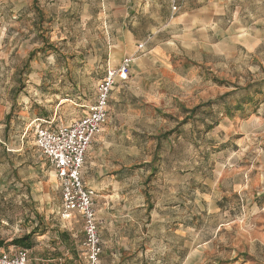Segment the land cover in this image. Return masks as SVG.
<instances>
[{"label": "rangeland", "instance_id": "rangeland-1", "mask_svg": "<svg viewBox=\"0 0 264 264\" xmlns=\"http://www.w3.org/2000/svg\"><path fill=\"white\" fill-rule=\"evenodd\" d=\"M224 1L232 22L255 31L261 41L256 46V41L249 44L247 40L236 52L232 50V61L224 67L230 70L224 81L244 87L253 75H264V0ZM118 2L121 0H0V141L5 142L0 143V160L4 161L3 152L8 153L10 165L17 166L9 174L2 172L1 242L11 243L12 237L32 229L83 237L79 219L66 221L58 213L57 179L34 143L33 132L40 119L67 125L80 117L100 78L109 67L121 63L117 47L109 40V9ZM129 74L127 80L114 85L128 81ZM202 85L173 89L174 96L165 97L160 106L167 111L162 113L175 115L179 122L184 116L178 112L180 105L189 109L207 98L216 99L228 88L224 84L226 87L212 91ZM113 93L117 89L111 91L108 102L112 119L132 107L135 98L134 91L117 99L111 98ZM242 94L234 91L230 115L218 117L215 113L217 121L224 119L211 128L203 125L205 115L201 113L203 116L186 121L168 141L155 147L135 145L140 149L137 157L146 162L122 179L119 199L126 206L143 202L141 213H134L137 224L132 232L149 237V250L129 264H264V211L254 204L259 197L256 193L264 188V167L258 168L264 135L255 132L251 121L258 96L243 100L239 108L235 101L244 99ZM99 134L103 135L102 129ZM18 142H22L21 150ZM236 151L241 159H230ZM154 154L157 160L152 166ZM153 167L156 170L151 175ZM102 199L104 196L95 194L96 211ZM122 202L116 213L136 210L122 208ZM113 224L115 231L127 233L125 221L116 219ZM100 234L110 237L105 228ZM74 259L83 264L81 258Z\"/></svg>", "mask_w": 264, "mask_h": 264}, {"label": "crops", "instance_id": "crops-1", "mask_svg": "<svg viewBox=\"0 0 264 264\" xmlns=\"http://www.w3.org/2000/svg\"><path fill=\"white\" fill-rule=\"evenodd\" d=\"M173 6H176L175 10H172ZM109 10L111 32L109 40L117 47L118 62L124 57L131 58L130 78L125 83L112 87V90L117 89V93L111 94V98L117 99L121 94L130 95V91L135 92V98L132 107L127 108L126 112L123 110L117 112L114 119L111 117L112 109H109L110 117L107 116L101 127L103 135L99 134L100 129L87 150L82 177L84 184L93 189L95 194L104 196L100 211L95 210L102 243L101 264H129L130 259L133 261L137 256L142 257L149 250L146 247L149 237H137L135 236L137 233L132 232L134 225L137 224L134 213L136 211L141 213L143 202L139 201L137 204L128 202L126 206V202L119 199V194L123 192L120 189L122 179L134 174L141 169L142 163L146 162L141 156L137 157L140 149L135 145L138 143L140 147L143 143H149L155 147L163 141H168L169 136L186 121L198 116L205 115L203 125L207 128L217 125L214 123H219L223 121L225 115H230L229 100L235 90H238L240 95H243L242 91L245 93L244 99L235 101L239 108L243 100H249L253 95L258 96L259 100L255 101L253 111L255 115L251 121L255 122V132L264 135V75H253L254 79L247 82L244 87L231 84V81H224L225 72L230 71L224 70V67L232 61V50L236 52V48L242 44L246 45L247 40L249 44L256 41L255 45L260 41L254 36L255 31L241 27L234 23L236 22L234 20L232 22L224 0H121L118 4L112 3ZM243 80H248V77ZM259 81L261 82L257 83ZM189 84L196 87L207 84L212 91L226 85L228 88L216 99L207 98L206 102L197 103L189 109L180 105L178 112L181 116L184 113L183 118L186 117L187 120L177 122L175 115L162 113L167 111H163L160 106L167 99L165 97L174 96L173 89ZM94 96L95 92L84 104L85 110L82 115ZM219 105H222V108H215ZM215 113L218 117L224 116L217 121ZM39 121L50 122V127L63 125L54 124L53 120ZM172 129L175 130L168 135L165 134ZM0 143L5 144L2 141ZM21 143H17L18 150H21ZM3 155L4 161L0 160L1 191L2 172L9 174L17 168L16 165H10V159L6 158L9 157L8 153L3 152ZM240 156V152L236 151L229 158L241 159ZM128 158L131 159L130 162L127 161ZM263 167L264 153L261 155L258 168L262 170ZM256 194L259 197L254 204L256 207H262L261 210L264 211V188L262 187ZM121 202L124 204L122 208L132 207L136 210H122L116 213V206H120ZM73 219L79 217L73 214L64 220ZM116 219L126 222L127 233L114 230L113 222ZM128 221L131 222L129 225ZM65 228L71 230L68 229L70 227ZM101 228L108 230L110 237H101ZM63 232L52 235L48 231L32 229L22 236L12 237L11 243L0 241V251L14 247L22 248L27 252L32 264H76L74 259L76 256L85 264L82 252L83 237H74L73 234ZM27 234H30L29 237H23Z\"/></svg>", "mask_w": 264, "mask_h": 264}, {"label": "built area", "instance_id": "built-area-1", "mask_svg": "<svg viewBox=\"0 0 264 264\" xmlns=\"http://www.w3.org/2000/svg\"><path fill=\"white\" fill-rule=\"evenodd\" d=\"M130 64L131 58L124 57L117 68L107 69L96 84L93 101L81 117L55 127H50V122L39 121L34 129L35 144L57 179L60 217L68 219L75 214L82 222L85 264H101L102 243L94 207L95 192L84 184L82 169L87 150L107 118L112 87L117 81L127 80ZM0 264L32 263L24 249L14 247L0 251Z\"/></svg>", "mask_w": 264, "mask_h": 264}, {"label": "trees", "instance_id": "trees-1", "mask_svg": "<svg viewBox=\"0 0 264 264\" xmlns=\"http://www.w3.org/2000/svg\"><path fill=\"white\" fill-rule=\"evenodd\" d=\"M192 111H193V109H191ZM185 120H186V117H184L183 119H182V122H185ZM175 129H172V130H170V131H167V133H165V134H170L171 132H173ZM156 160H157V156L154 154V157L152 158V160H151V164H152V166H153V163H155L156 162ZM155 170H156V168H152L151 169V175L152 174H154L155 173ZM148 208H151V206H149ZM29 235L30 234H27V235H24L23 237H29Z\"/></svg>", "mask_w": 264, "mask_h": 264}]
</instances>
